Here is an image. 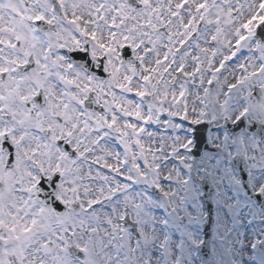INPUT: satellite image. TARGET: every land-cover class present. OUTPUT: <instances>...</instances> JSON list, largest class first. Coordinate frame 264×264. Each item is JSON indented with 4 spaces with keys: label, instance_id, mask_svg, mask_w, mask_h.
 <instances>
[{
    "label": "snow or ice",
    "instance_id": "obj_1",
    "mask_svg": "<svg viewBox=\"0 0 264 264\" xmlns=\"http://www.w3.org/2000/svg\"><path fill=\"white\" fill-rule=\"evenodd\" d=\"M0 264H264V0H0Z\"/></svg>",
    "mask_w": 264,
    "mask_h": 264
}]
</instances>
